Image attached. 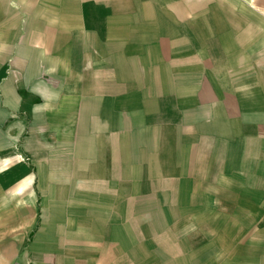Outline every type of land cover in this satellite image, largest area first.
Segmentation results:
<instances>
[{"label": "crops", "instance_id": "1", "mask_svg": "<svg viewBox=\"0 0 264 264\" xmlns=\"http://www.w3.org/2000/svg\"><path fill=\"white\" fill-rule=\"evenodd\" d=\"M0 264H264V0H0Z\"/></svg>", "mask_w": 264, "mask_h": 264}, {"label": "rangeland", "instance_id": "2", "mask_svg": "<svg viewBox=\"0 0 264 264\" xmlns=\"http://www.w3.org/2000/svg\"><path fill=\"white\" fill-rule=\"evenodd\" d=\"M28 131H29V129L27 128V127H24L21 131H20V133H19V135H20V140L28 133ZM18 145H20V144H18ZM22 160H25V156H22ZM28 161H29V159H28ZM10 193V192H9ZM2 200H3V205L1 206V213L3 214V215H10L11 214V209H12V205H13V202L12 203H10L9 204V199L8 198H3L2 197Z\"/></svg>", "mask_w": 264, "mask_h": 264}]
</instances>
